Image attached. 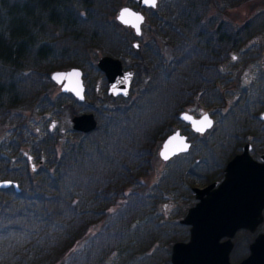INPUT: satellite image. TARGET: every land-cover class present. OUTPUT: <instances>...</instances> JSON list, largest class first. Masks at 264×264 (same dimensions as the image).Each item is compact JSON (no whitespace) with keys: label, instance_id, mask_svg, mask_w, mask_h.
<instances>
[{"label":"trees","instance_id":"16d2710c","mask_svg":"<svg viewBox=\"0 0 264 264\" xmlns=\"http://www.w3.org/2000/svg\"><path fill=\"white\" fill-rule=\"evenodd\" d=\"M241 1L157 0L141 6L136 34L115 17L124 0H0V176L19 186L0 187V264H171L192 185L222 176L262 106L220 65L264 25V7L239 26L224 18ZM97 51L134 67L127 95L106 92ZM69 66L82 69L83 99L53 89L50 71ZM195 102L214 115L202 133L177 116ZM64 108L93 110L95 127L62 132L53 119ZM175 126L189 148L147 182Z\"/></svg>","mask_w":264,"mask_h":264},{"label":"water","instance_id":"95a60500","mask_svg":"<svg viewBox=\"0 0 264 264\" xmlns=\"http://www.w3.org/2000/svg\"><path fill=\"white\" fill-rule=\"evenodd\" d=\"M135 1L136 6L127 3L119 5L115 17L121 23L130 26L134 33L140 34L141 24L145 18L140 6L154 7L157 0L154 5L146 3L145 0ZM124 10H128V13L121 19ZM131 42L135 47L141 44L139 39H133ZM95 61L106 78V92L110 95H127L134 67L123 66L120 57L108 53H100ZM50 77L59 85L60 90L70 91L79 99L84 98V81L79 66L53 69L50 71ZM177 116L199 133L213 123V116L208 109L194 114L183 108ZM205 116L211 121L210 126L199 123ZM70 121L72 128L82 131L94 128L97 122L93 110L72 113ZM198 128H203V131H199ZM189 144L187 134L176 126L162 138L157 147V154L165 160L175 153L186 151ZM249 145V142H245L240 151L226 160L220 179L192 185L195 201L187 206L179 217L180 222L189 224L188 237L176 239L171 243V264H248L249 256L239 262H232L229 251L235 228L250 217H256L257 220L264 205V162H258L251 156ZM9 184L15 189L19 188L16 180L0 178V187Z\"/></svg>","mask_w":264,"mask_h":264},{"label":"flooded vegetation","instance_id":"af4514ba","mask_svg":"<svg viewBox=\"0 0 264 264\" xmlns=\"http://www.w3.org/2000/svg\"><path fill=\"white\" fill-rule=\"evenodd\" d=\"M252 13L242 21L235 23V25H241L248 17L252 15ZM262 31H264V25H261L259 30L253 31L251 35L245 41H243L237 49H235V51L238 52L235 59L236 63L238 62L237 60H242V62L248 61L247 65L251 70L249 76L244 78V81L247 80V83L241 86H247L253 97L259 98L262 101V106L258 108L255 113H253L255 119L251 121L252 127L250 139L243 141L240 149L236 152L242 149V145L245 142H249V153L258 162H264V35L262 38L260 37L261 39L258 42H255V44H250L246 47H243V45L254 35L263 33ZM232 51H234V49L229 53H233ZM25 154L27 157V162H29L31 166V162H41V159L34 160L31 156H29V153H26V151ZM10 167H14V165H10L9 168ZM0 178L9 177L0 176ZM243 222L244 223H241L235 228V231L231 237L232 246L229 251V258L232 262L236 263L249 256L248 264H264V205L261 207V215L257 220L256 217H250L245 221L243 220ZM234 251L235 257L231 256V253Z\"/></svg>","mask_w":264,"mask_h":264},{"label":"rangeland","instance_id":"374dc122","mask_svg":"<svg viewBox=\"0 0 264 264\" xmlns=\"http://www.w3.org/2000/svg\"><path fill=\"white\" fill-rule=\"evenodd\" d=\"M123 3H127L130 4L129 2H127V0H124ZM132 5V4H130ZM135 6V5H133ZM264 7V0H243L240 3L237 4H233L231 5L226 14H223L224 18H226L228 21H230L233 25H235V23H238L240 21H242L243 19H245L249 14H251L253 11ZM213 8L211 7V10ZM229 22V23H230ZM145 23L143 22L141 24V27H144ZM263 33H258L256 35H254L251 39H249L247 42L244 43L243 47H246L250 44H255V42H258L262 36L264 35V31H262ZM147 36L146 33H144L143 35V39H145ZM261 37V38H260ZM138 39V38H135ZM140 41V40H139ZM160 43H162L163 41L160 40ZM165 52L168 51V48L165 46L164 47ZM233 53H229L228 57L222 61L221 67L224 69H229L231 71L232 77L235 80V82H238L240 85H244L247 83V80L244 81V78L248 77L249 74L251 73L250 67L247 65L248 61L245 62L242 60H237L238 62L236 63V56H237V51H232ZM100 54L99 51H97L96 57ZM110 54V53H109ZM95 57V60H96ZM122 60V59H121ZM96 63V61H95ZM237 65V66H235ZM240 81V82H239ZM101 83L102 80L100 77L95 78L93 80V84L95 87L96 92H100L101 91ZM54 91L59 89V85L55 84L54 85ZM53 91V92H54ZM185 108L189 109L191 112H193L194 114H198L200 113L202 110L208 109L210 112V107L203 105L202 103H192L189 105H186ZM49 114V112H47ZM211 113V112H210ZM35 120L39 119V114L35 113ZM56 118L53 119V121L55 120V124L56 126L62 130V132L66 131L67 128L71 127V121H70V114L68 113L67 109L64 108L61 111H59L57 113V115L55 116ZM52 117L48 118V121L52 122ZM213 119H214V115H213ZM54 123V122H53ZM0 130H2L0 128ZM3 131V130H2ZM62 136H65V134L63 133ZM61 136V137H62ZM166 160H162L160 157H156L153 163L152 168L150 169V171L148 172V174H146L145 176H143V179L146 180L147 182H152L153 180H155L161 173V170L163 169L164 165H165ZM208 181H201L199 183H195L197 185H201L204 184ZM193 199L195 200V198L193 197ZM194 200H191V203H193ZM171 203V202H170ZM190 203V204H191ZM162 205V203H160ZM169 204V203H168ZM170 205V204H169ZM168 205V206H169ZM189 204H187L185 207H187ZM168 209V207L166 208ZM166 211V210H165Z\"/></svg>","mask_w":264,"mask_h":264},{"label":"snow or ice","instance_id":"6c2138e0","mask_svg":"<svg viewBox=\"0 0 264 264\" xmlns=\"http://www.w3.org/2000/svg\"><path fill=\"white\" fill-rule=\"evenodd\" d=\"M146 3H151V4H155V0H145ZM128 13V10H124V12L121 14V19H123L124 14ZM137 19H140L139 17H137ZM186 119H190L189 117H185ZM200 124H207L208 126L211 125V121L208 120L207 116L204 117V119L202 121L199 122ZM199 131H203V128H198Z\"/></svg>","mask_w":264,"mask_h":264}]
</instances>
